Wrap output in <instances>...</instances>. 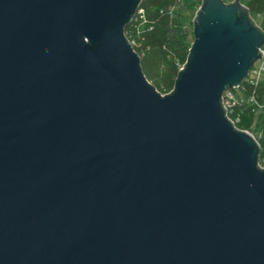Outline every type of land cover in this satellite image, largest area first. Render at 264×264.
<instances>
[{"label":"water","instance_id":"95a60500","mask_svg":"<svg viewBox=\"0 0 264 264\" xmlns=\"http://www.w3.org/2000/svg\"><path fill=\"white\" fill-rule=\"evenodd\" d=\"M142 0H0V264H264V166L224 93L261 58L201 0L172 91L125 35Z\"/></svg>","mask_w":264,"mask_h":264},{"label":"trees","instance_id":"16d2710c","mask_svg":"<svg viewBox=\"0 0 264 264\" xmlns=\"http://www.w3.org/2000/svg\"><path fill=\"white\" fill-rule=\"evenodd\" d=\"M241 1L252 15H261L264 27V0ZM200 4L201 0H142L137 14L125 26L143 72L160 93L174 89L187 62L194 41L192 13ZM232 91L235 100L227 107L228 116L239 129L254 134L260 144L259 162L264 166V73L258 82L245 80Z\"/></svg>","mask_w":264,"mask_h":264},{"label":"built area","instance_id":"2783aa9c","mask_svg":"<svg viewBox=\"0 0 264 264\" xmlns=\"http://www.w3.org/2000/svg\"><path fill=\"white\" fill-rule=\"evenodd\" d=\"M231 1H233V0H230L229 2H231ZM199 8H200V5L196 9V11ZM195 12H194V14H195ZM252 17L256 21L257 25H259L264 30V27L261 24V15L260 14L252 15ZM260 52H261V58L250 69L249 75L246 79V80H249L250 82H258L263 76V73H264V44L260 47ZM232 90L233 89L226 90L224 95H223L224 104H225L226 108L228 107V105L230 104L231 101L235 100V95H234V92Z\"/></svg>","mask_w":264,"mask_h":264},{"label":"rangeland","instance_id":"374dc122","mask_svg":"<svg viewBox=\"0 0 264 264\" xmlns=\"http://www.w3.org/2000/svg\"><path fill=\"white\" fill-rule=\"evenodd\" d=\"M194 15V13H192Z\"/></svg>","mask_w":264,"mask_h":264}]
</instances>
